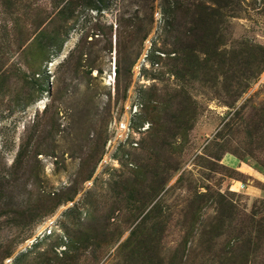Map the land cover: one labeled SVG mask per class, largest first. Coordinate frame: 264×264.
<instances>
[{
	"label": "rangeland",
	"instance_id": "1",
	"mask_svg": "<svg viewBox=\"0 0 264 264\" xmlns=\"http://www.w3.org/2000/svg\"><path fill=\"white\" fill-rule=\"evenodd\" d=\"M263 54L264 0H0V264H264Z\"/></svg>",
	"mask_w": 264,
	"mask_h": 264
},
{
	"label": "built area",
	"instance_id": "2",
	"mask_svg": "<svg viewBox=\"0 0 264 264\" xmlns=\"http://www.w3.org/2000/svg\"><path fill=\"white\" fill-rule=\"evenodd\" d=\"M138 105L137 104H131L128 102L126 105H124V115H126L129 119L128 122L124 123L123 119L121 117H115L113 121L114 128L112 130L117 134L119 133V137H117L116 141L121 145H127L131 143L133 146L137 145L135 142H129L127 141L129 139L130 135H135L136 133H139L141 128H138L134 130L132 120L135 117L136 114H138L137 110ZM129 128L132 129V131L129 130ZM138 130V131H137ZM130 131V132H129ZM145 131V130H144ZM129 135V136H128ZM242 188L243 186L240 185Z\"/></svg>",
	"mask_w": 264,
	"mask_h": 264
},
{
	"label": "crops",
	"instance_id": "3",
	"mask_svg": "<svg viewBox=\"0 0 264 264\" xmlns=\"http://www.w3.org/2000/svg\"><path fill=\"white\" fill-rule=\"evenodd\" d=\"M241 173L247 174L249 177H253L254 179H259L264 183V175L263 173H258L255 167H248V170L243 169L242 167L238 168ZM240 186V185H239ZM232 190V188H230Z\"/></svg>",
	"mask_w": 264,
	"mask_h": 264
},
{
	"label": "trees",
	"instance_id": "4",
	"mask_svg": "<svg viewBox=\"0 0 264 264\" xmlns=\"http://www.w3.org/2000/svg\"><path fill=\"white\" fill-rule=\"evenodd\" d=\"M259 64L260 65H263L264 64V54L262 55V58L259 59L258 61V65L256 66V69L254 70H248L246 72V74L244 75V77L247 79V78H251L253 77V75L255 74V71H257L259 69ZM54 203V206H57L59 203H60V200L56 201V202H53ZM53 207V206H52ZM247 232V231H246ZM244 232V233H246ZM243 235V234H242Z\"/></svg>",
	"mask_w": 264,
	"mask_h": 264
}]
</instances>
